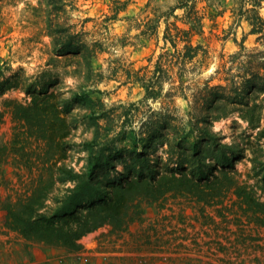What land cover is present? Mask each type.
I'll list each match as a JSON object with an SVG mask.
<instances>
[{
  "label": "rangeland",
  "instance_id": "obj_1",
  "mask_svg": "<svg viewBox=\"0 0 264 264\" xmlns=\"http://www.w3.org/2000/svg\"><path fill=\"white\" fill-rule=\"evenodd\" d=\"M55 1L0 0V84L20 85L0 92V201L38 177L17 150L54 147L49 130L36 140V120L15 119L14 107L53 92L69 110L61 115L69 129L64 164L89 175L97 159L95 189L127 193V207L116 227L83 235L79 252L25 240L3 225L0 210V264H264V226L244 198L264 204V30L251 33V4ZM187 6L202 24L192 45L206 54L183 73L175 67L146 96L135 80L154 77L159 55L184 46L172 48L164 34L167 26L190 28ZM257 12L264 20V2ZM53 24L73 25L93 58L60 55L48 35ZM249 79L258 86L243 91ZM247 110L259 116L255 126L242 119ZM72 186L56 182L45 204Z\"/></svg>",
  "mask_w": 264,
  "mask_h": 264
},
{
  "label": "trees",
  "instance_id": "obj_2",
  "mask_svg": "<svg viewBox=\"0 0 264 264\" xmlns=\"http://www.w3.org/2000/svg\"><path fill=\"white\" fill-rule=\"evenodd\" d=\"M189 1L193 0H184L183 6L188 5ZM239 1L249 3L252 6L251 9L246 10L249 13L246 20L252 26L251 33H261L264 30V20L259 16L257 8L261 7L264 0ZM113 3L118 4L120 2L114 1ZM48 4L53 8L58 5L55 0H48ZM124 8L125 3H122V6L115 10L113 17ZM187 8L189 9L187 17L190 28L180 30L167 26L164 34V41H169L172 48H175L179 42H183L184 46L180 51H175L173 54L165 51L159 55L154 66V77L149 79L136 78L135 80L141 82L145 87L146 96H154V85L162 82L163 79H170L169 73L175 67L183 73L186 71L187 64L192 63L200 54H206L201 45H192L191 38L195 34L202 33V24L197 11L193 7L187 6ZM250 14L252 15L250 16ZM73 28V25L63 27L59 24H53L52 30L48 31L57 52L60 55L69 53L80 56L84 60L93 58V46L81 39V33L74 32ZM182 73L179 74L180 79H182ZM245 82L246 86L243 91L258 86V81L255 79H249ZM19 87L18 83H13L12 80L7 79L0 84V92L18 89ZM43 93L40 92V97L35 98L30 105H15L13 115L15 119L22 117L25 121L36 120L37 128L33 130L36 140L42 142L45 139L44 130L48 129V137L51 138L54 147L47 149L41 144L38 145L37 150H30L29 152H23L22 148L17 150V154L25 159L24 165L28 172L31 174L36 172L38 177L24 184V189L12 187L9 191L13 195L9 194L5 200L0 201V210L4 212L3 225L27 241L65 248L69 252H79L81 245L78 241L83 235L105 224L116 227V219L127 207L128 194L114 192L104 196L100 195L93 183V173L100 167V164L96 162L97 159L95 162L91 161L89 175L77 173L64 164L66 149L63 139L69 134V129H67L65 119L61 115H66L69 110L59 108V100L55 93L52 92L49 95ZM249 112V116L242 113L241 117L255 126L259 116L254 119L255 115L247 110V113ZM2 122L3 115L0 113V125ZM2 150L3 148H0V153ZM2 153L1 155H3ZM33 158L37 160V163L31 162ZM60 161L62 162L58 165L57 163ZM68 181L73 183V186L65 189L61 197L53 196L54 206L46 205V200L53 193L56 182ZM244 198L249 211H252L251 219L258 225L264 226V204L255 201L249 193L244 194ZM253 208H258V210H253Z\"/></svg>",
  "mask_w": 264,
  "mask_h": 264
}]
</instances>
